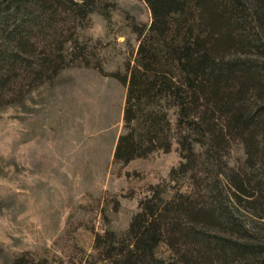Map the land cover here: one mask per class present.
I'll return each instance as SVG.
<instances>
[{"label": "trees", "instance_id": "16d2710c", "mask_svg": "<svg viewBox=\"0 0 264 264\" xmlns=\"http://www.w3.org/2000/svg\"><path fill=\"white\" fill-rule=\"evenodd\" d=\"M144 1L151 23L138 31L135 64L113 75L126 88L113 159L128 164L176 142L181 162L170 177H186L190 191L165 199L151 186L123 233L95 235L97 259L264 264V0ZM97 5L0 0V102L19 92L13 83L38 82L82 55L59 25L86 21ZM162 243L169 260L156 255Z\"/></svg>", "mask_w": 264, "mask_h": 264}, {"label": "rangeland", "instance_id": "374dc122", "mask_svg": "<svg viewBox=\"0 0 264 264\" xmlns=\"http://www.w3.org/2000/svg\"><path fill=\"white\" fill-rule=\"evenodd\" d=\"M72 23L59 26L83 54L38 82L13 83L19 92L0 102V264H110L97 259L96 234L123 233L151 186L165 199L190 191L186 177H170L181 162L176 142L128 164L113 159L126 95L113 75L135 64L138 31L151 23L146 2L98 0ZM232 154L241 157L239 145ZM156 255L172 257L163 243Z\"/></svg>", "mask_w": 264, "mask_h": 264}]
</instances>
